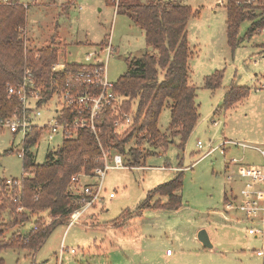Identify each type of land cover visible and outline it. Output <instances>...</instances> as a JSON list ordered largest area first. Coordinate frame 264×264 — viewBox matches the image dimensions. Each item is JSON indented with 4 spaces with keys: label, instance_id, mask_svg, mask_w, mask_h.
<instances>
[{
    "label": "rangeland",
    "instance_id": "rangeland-1",
    "mask_svg": "<svg viewBox=\"0 0 264 264\" xmlns=\"http://www.w3.org/2000/svg\"><path fill=\"white\" fill-rule=\"evenodd\" d=\"M175 1L192 9L187 24L192 53L189 68L199 113L184 150L178 146L180 136H170L172 142L162 150L142 141L135 131L125 148L141 152L139 169H107L102 200L90 207L80 222L57 223L37 251L17 245L0 248V264H263V256H258L257 251H264V211L249 219L239 211L225 213L224 192L232 190L240 195L248 181L239 176L240 164L264 169V32L249 37L252 21L242 22L240 43L233 49L227 36L228 0ZM14 2L27 10L21 35L26 56L30 50L33 53L53 48L58 52V61L67 65L84 64L88 53H96L105 63L107 81L117 83L127 71L128 58L153 52L144 30L119 12L114 0ZM109 43L112 50L108 55L105 48ZM218 70L223 72L222 86L212 90L205 85V79ZM231 85L247 88L249 94L237 106L225 110L224 96ZM57 101L54 97L42 108L31 103L41 113L36 119L38 125L48 123ZM170 124L171 109L166 106L158 121L160 132L170 133ZM139 139L142 144L137 145ZM230 140L239 144H229ZM62 142L60 134L50 137L44 133L32 147L35 161L43 164L48 153ZM22 150V134L0 126V178L12 180L0 198L1 204L14 199L13 185L20 186L24 175ZM122 157L128 164L131 155ZM233 160L237 168L228 170L225 165ZM179 171L183 172L181 208L170 212L145 210L120 227L114 225L120 215L136 211L152 189L170 181ZM82 181L94 185L98 178L82 177ZM256 187L264 190V181L257 182ZM69 191L75 193L72 184ZM110 193L114 196L110 197ZM157 199L158 196L151 203ZM0 214L2 229L9 217L6 211ZM41 216L46 224L52 223L46 212ZM39 217L10 228L3 237L1 234L0 241H9L15 232L27 236ZM250 228L261 233L249 234ZM201 229L207 231L212 248L198 240Z\"/></svg>",
    "mask_w": 264,
    "mask_h": 264
},
{
    "label": "trees",
    "instance_id": "trees-1",
    "mask_svg": "<svg viewBox=\"0 0 264 264\" xmlns=\"http://www.w3.org/2000/svg\"><path fill=\"white\" fill-rule=\"evenodd\" d=\"M237 2L228 0L227 5V36L233 49L240 43L238 34L242 22L252 21L249 37L264 32V7L257 13ZM117 9L144 30L147 44L153 49V52L141 57L128 58L127 71L114 83L115 91L127 98L124 110L133 114V125L122 135H117L114 119L107 116L101 126L99 142L89 130L81 129L76 137L63 139L56 150L48 153L43 164L35 161L32 147L47 128L33 126L23 141L24 175L20 179V186L11 187L14 199L6 197L8 200L0 203V212L6 211L9 217V221L2 223L0 236L2 234L3 237L7 230L29 221L33 216L40 217L36 228L33 227L27 236L15 232L9 241H0V248L17 245L37 251L57 223L69 224L71 214L81 207L82 199V196L69 191L72 177L80 173L92 174L96 167H103L104 153L109 158L114 152L124 156L129 154V165L139 166L141 152L133 147L128 151L125 148L135 131L142 141L162 150H166L172 142L170 136H180L178 146L184 150L196 127L199 113L196 88L190 78L189 60L192 53L187 36L191 7L175 0H119ZM26 12L25 7L14 0L0 3V122L21 111L18 95L9 94L8 89L21 85L27 63L31 64L36 84L42 88L43 99H47L52 90L66 89L70 85V77L75 79L79 72L93 67L72 62L66 65L63 72L53 73L51 67L58 61L56 49L33 53L30 50L28 56L23 54L21 35L26 25ZM262 45L264 48V43ZM53 79L57 83L52 88ZM222 80L223 72L218 70L206 77L205 85L214 90L222 86ZM248 94L247 88L231 85L225 93L223 108H234ZM166 106L171 109L170 133L160 132L158 127L160 114ZM141 140L137 145L142 144ZM7 186V180L0 178V198ZM182 187L183 172L179 171L170 181L152 189L136 211L130 215H120L116 225L142 215L145 210L177 211L183 204ZM156 196L159 198L151 203ZM162 197H167V200L164 201ZM19 207L22 208L20 211ZM45 212L52 220L49 225L41 216Z\"/></svg>",
    "mask_w": 264,
    "mask_h": 264
},
{
    "label": "built area",
    "instance_id": "built-area-1",
    "mask_svg": "<svg viewBox=\"0 0 264 264\" xmlns=\"http://www.w3.org/2000/svg\"><path fill=\"white\" fill-rule=\"evenodd\" d=\"M7 1V0H5ZM119 3V0H114V4ZM238 5H243L249 9H253L259 13L264 7V0H238ZM108 55L111 54V43L107 45ZM87 65H92V69L81 71L75 79H69L68 87L64 90H52L47 99H43L42 88L39 87L34 78V73L30 63L26 64L23 79L19 87L10 86L9 94L18 95L21 103V111L0 122V126L7 127L12 133H20L25 140L26 134L33 127H46L47 133L50 137L60 134L63 139L74 138L81 129L89 130L97 141H100L101 126L107 116L114 119L115 133L121 135L126 129L133 125V114L124 110V103L126 97L120 96L114 89V83L107 81L105 78V63L103 59L98 57L96 53H88L86 55ZM66 68V63L59 61L55 62L51 70L53 73L63 72ZM57 83L53 79V85ZM54 97H57V109L51 119L45 125H38L36 123L37 117L41 115L40 111H35L31 103H34L35 108L45 107ZM45 132V133H46ZM228 143L239 144L235 141ZM198 142V146H201ZM264 153V150L262 151ZM20 155L23 157V150ZM122 154H114L111 158L104 153L103 167H96L92 174L80 173L72 177L71 184L75 188L74 195L82 196L81 207L76 209L70 218L68 225L75 224L81 221L82 215L98 201L102 200V192L104 190V179L107 169L111 167L139 169L138 166H131L124 164ZM235 161V160H234ZM112 162V164H110ZM239 176L248 179L245 186L241 190V195L244 198L242 203H235L228 201L226 209L237 210L244 213L248 217H255L259 212L263 211L262 200L264 192L256 189L257 182L264 181V169L246 168L239 169ZM82 177H97L98 182L94 185L92 183H85ZM232 176H229L231 179ZM17 183V181L15 182ZM7 184H12L9 179ZM110 193V197H113ZM36 228V226H34ZM249 234H259V230L250 228ZM170 253V250H168ZM258 255L263 256L264 251L257 252Z\"/></svg>",
    "mask_w": 264,
    "mask_h": 264
},
{
    "label": "crops",
    "instance_id": "crops-1",
    "mask_svg": "<svg viewBox=\"0 0 264 264\" xmlns=\"http://www.w3.org/2000/svg\"><path fill=\"white\" fill-rule=\"evenodd\" d=\"M233 141V140H232ZM229 144H233V143H229ZM233 145H236V144H233ZM262 154H264L263 152H262ZM234 164V165H233ZM235 164H237V162H234V160L232 161V164H229V163H227L226 165H225V167L228 169V170H236L233 166H236V168H237V165H235ZM231 166V167H230ZM241 167H244V166H241V164L239 165V167H238V170L241 168ZM175 175V174H174ZM172 179V178H171ZM246 184V183H245ZM245 186V185H244ZM256 189L257 190H261V188H258V187H256ZM261 191H263L264 192V190H261ZM181 194H182V192H181ZM224 197H225V205H226V203L228 202V201H236L235 203H242L243 201H244V198L242 197V195H241V192H240V195L238 196L237 194H235L232 190H231V192L230 191H225L224 192ZM159 198V197H158ZM162 199L164 200V201H166L167 200V197H162ZM226 199H228V201L226 200ZM262 206H263V208H264V198H263V200H262ZM230 211H237V210H228V209H226V206H225V213H229ZM264 211V210H263ZM242 213V212H241ZM243 215H244V217H246V218H252V217H248V216H246L244 213H242ZM263 220V222H264V218L262 219ZM116 222V221H115ZM114 225L116 226V227H120L121 225H116V223H114ZM123 225V224H122ZM257 236V235H256ZM258 252V251H257ZM166 255L167 256H170V253H168V250H167V252H166ZM172 255V254H171ZM258 255V254H257ZM258 256H260V255H258ZM263 262H264V255H263Z\"/></svg>",
    "mask_w": 264,
    "mask_h": 264
},
{
    "label": "water",
    "instance_id": "water-1",
    "mask_svg": "<svg viewBox=\"0 0 264 264\" xmlns=\"http://www.w3.org/2000/svg\"><path fill=\"white\" fill-rule=\"evenodd\" d=\"M198 237V240L201 242V244L204 246V247H207V248H212L213 247V244L210 240V237L207 233V231L205 229H201L197 235Z\"/></svg>",
    "mask_w": 264,
    "mask_h": 264
}]
</instances>
